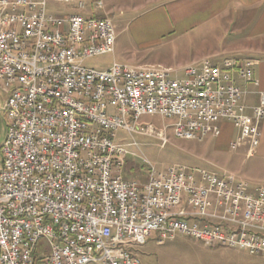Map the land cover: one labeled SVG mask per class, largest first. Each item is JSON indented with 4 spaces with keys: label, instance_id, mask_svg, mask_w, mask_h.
I'll return each mask as SVG.
<instances>
[{
    "label": "built area",
    "instance_id": "obj_1",
    "mask_svg": "<svg viewBox=\"0 0 264 264\" xmlns=\"http://www.w3.org/2000/svg\"><path fill=\"white\" fill-rule=\"evenodd\" d=\"M54 1L85 11V0H0V87L8 124L0 152V264H138L128 251L154 235L206 248L264 254V185L253 195L233 175L182 167L153 168L143 183L123 178L126 151L114 132L139 119H172L174 136L217 138L236 130L231 149L260 138L264 92L248 108L240 82H258L232 59L188 65L183 75L161 65L114 62L98 71L86 59L114 52L106 15L52 16ZM101 11V1L91 10ZM155 133L151 126L140 128ZM162 145L166 139L162 138ZM40 241L45 244L39 245Z\"/></svg>",
    "mask_w": 264,
    "mask_h": 264
},
{
    "label": "rangeland",
    "instance_id": "obj_2",
    "mask_svg": "<svg viewBox=\"0 0 264 264\" xmlns=\"http://www.w3.org/2000/svg\"><path fill=\"white\" fill-rule=\"evenodd\" d=\"M85 1L88 4L85 11H78L74 5L48 1L46 13L52 16H87L94 13L109 17L115 32L114 52L83 62V66L98 71L107 69L114 62L132 66L161 65L171 67L181 77L183 69L196 61L207 59L220 66L218 63L221 61L214 58V55L224 54V58L231 59L232 55L223 51L224 47L238 43V39L247 33L246 23L237 25L235 21L232 25L229 24L231 19L222 15L212 24L192 33L161 34L167 27L162 23L167 8L153 4L139 6V0ZM93 1H101L103 10H91ZM238 85L242 89L252 90L251 85L243 86L241 82ZM5 98L0 87V148L5 141L8 124L3 112ZM173 123L172 119L145 115L139 119L135 132L130 133L122 128L114 132L113 142L126 151L123 168L125 180L143 183L151 168L157 173H164L175 166L186 169L196 179L202 171L225 178L233 175L248 183L245 193L249 195L254 194L256 186L264 185V153L255 149L250 156L248 147L231 149L229 142L234 137L225 139L223 134L217 138L207 136L200 142L177 139ZM226 124L231 132H235L231 124ZM147 126H151L155 133L151 135L140 132V128ZM160 136L166 139L164 145ZM2 160L0 152V169ZM155 240L156 237L152 235L145 245L129 248L128 251L138 264H264V254L250 255L245 251H232L224 247L207 249L201 243L184 236H177L162 244H156ZM41 244L45 242L40 241Z\"/></svg>",
    "mask_w": 264,
    "mask_h": 264
},
{
    "label": "crops",
    "instance_id": "obj_3",
    "mask_svg": "<svg viewBox=\"0 0 264 264\" xmlns=\"http://www.w3.org/2000/svg\"><path fill=\"white\" fill-rule=\"evenodd\" d=\"M137 3L139 6L153 4L167 8L162 21L167 27L161 34L192 33L196 29H202L204 26L212 24L222 15L231 19L229 24L233 25L235 21L237 25L246 23V36L239 38L238 43L227 45L223 51L232 55L231 59L236 63V70L238 68H248L252 77L254 78L255 76L259 81L257 91L264 92V0H139ZM224 56L226 55H214V58L221 61L220 63L217 62L219 65H221L223 60L229 59L227 57L224 58ZM201 61H196L193 64L198 65ZM213 64L215 65V63ZM252 70H254V73H252ZM233 79L235 82H240L236 71L233 73ZM243 86L245 85L243 84ZM251 88L252 90L249 91L244 89L248 91V94H246L243 102L248 108L254 106L257 102L256 89L253 86ZM221 126L223 128L220 136L223 134L225 139L235 138L236 130V133L234 131L231 132L226 122H222ZM258 127L260 140L256 145L251 144L249 141H244L237 147H248L250 156L253 155L252 150L254 151L255 149L264 153V118L258 124ZM230 250L234 251V249Z\"/></svg>",
    "mask_w": 264,
    "mask_h": 264
},
{
    "label": "bare ground",
    "instance_id": "obj_4",
    "mask_svg": "<svg viewBox=\"0 0 264 264\" xmlns=\"http://www.w3.org/2000/svg\"><path fill=\"white\" fill-rule=\"evenodd\" d=\"M0 24H3V16L0 15ZM101 264V263H99Z\"/></svg>",
    "mask_w": 264,
    "mask_h": 264
}]
</instances>
